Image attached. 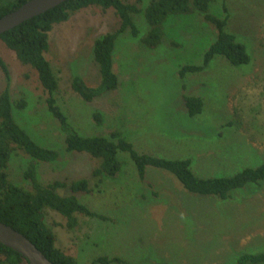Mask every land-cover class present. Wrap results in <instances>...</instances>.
<instances>
[{
	"label": "rangeland",
	"instance_id": "obj_1",
	"mask_svg": "<svg viewBox=\"0 0 264 264\" xmlns=\"http://www.w3.org/2000/svg\"><path fill=\"white\" fill-rule=\"evenodd\" d=\"M122 1L141 9L150 2ZM210 12L228 15L226 31L247 46L249 64L233 66L216 56L202 72L181 78L183 66L203 63L217 30L199 13L171 15L163 24V43L149 49L141 41L149 25L138 13L139 37L126 31L116 41L119 88L92 102L76 94L72 82L79 76L90 87L100 84L94 42L118 30L120 18L114 9L90 7L55 25L46 58L59 81L55 98L72 128L83 136L119 131L139 153L190 158L199 177L233 176L264 164V0H215ZM0 56L9 69L7 77L0 68V93L9 89L16 121L39 145L61 155L53 163L37 162L38 179L48 184L87 178L94 186L92 171L100 162L86 153L66 152V135L48 110V93L37 72L1 40ZM186 95L204 100L202 114L188 115ZM95 112L102 114L101 125ZM118 157L122 172L116 179L105 180L92 194L77 195L110 220L77 214V227L69 229L61 214L46 213L56 246L80 264L104 256L122 258L124 264H236L242 254L264 252V181L220 201L188 192L172 174L153 167L142 182L130 156L120 152ZM31 162L17 150L7 167L10 180L29 190L24 173ZM59 194L71 193L61 189Z\"/></svg>",
	"mask_w": 264,
	"mask_h": 264
},
{
	"label": "trees",
	"instance_id": "obj_2",
	"mask_svg": "<svg viewBox=\"0 0 264 264\" xmlns=\"http://www.w3.org/2000/svg\"><path fill=\"white\" fill-rule=\"evenodd\" d=\"M29 0H0V18L19 9ZM215 0H150L144 9L136 4L122 0H69L62 5L19 25L0 35V40L17 55L18 60L37 72L38 79L48 93L46 100L48 110L58 121L65 133L67 153H86L99 160V165L92 171L94 186L87 178L72 182L55 180L43 184L38 179L37 162L53 163L60 158V153L39 145L16 121L9 89L0 93V221L28 238L54 264H80L71 254L56 246L57 236L46 223L48 210L61 214L67 220L69 229L78 225L77 214L102 221L110 220L107 216L92 211L82 203L78 194H92L107 179H116L122 172L119 160L120 152L127 153L134 162L139 179L145 182L147 168L153 167L172 174L190 193L212 197L220 201L229 200L232 193L249 184L264 181V164L255 168H245L233 176L199 177L193 170V162L188 159H172L157 155L139 153L134 144L128 141L121 132L113 131L109 137L83 136L76 132L69 123L55 98L59 91V81L51 63L46 58L49 51L50 33L54 26L67 22L71 15L90 7H99L106 11L114 9L120 18V28L103 35L94 42V60L100 72V84L90 87L76 76L72 89L85 102L119 88L120 80L114 71V50L118 37L130 31L133 37H139L140 31L135 24L134 15L143 13L149 25L148 34L141 39L149 49L158 48L164 41L163 24L171 15H192L199 13L203 19L217 30V38L205 52L201 65H185L180 70V77L199 73L205 70L216 56L225 58L233 66L247 65L251 56L247 46L240 42L234 34L228 33V15L219 18L210 12ZM227 14L226 4L223 6ZM0 68L9 77L7 64L0 56ZM188 115L195 117L204 111V100L197 96L184 97ZM19 108H24L21 102ZM94 120L102 124V114L95 112ZM17 150H23L32 158V162L24 173V177L32 185L26 189L12 182L7 173L8 164ZM151 186V185H150ZM98 188V189H97ZM69 190L71 194L61 195L59 190ZM119 257H100L92 264H124ZM0 264H29L20 253L0 243ZM236 264H264V252L258 254H242Z\"/></svg>",
	"mask_w": 264,
	"mask_h": 264
},
{
	"label": "water",
	"instance_id": "obj_3",
	"mask_svg": "<svg viewBox=\"0 0 264 264\" xmlns=\"http://www.w3.org/2000/svg\"><path fill=\"white\" fill-rule=\"evenodd\" d=\"M69 0H29L0 18V35L42 15ZM0 243L25 257L29 264H54L23 234L0 221Z\"/></svg>",
	"mask_w": 264,
	"mask_h": 264
}]
</instances>
